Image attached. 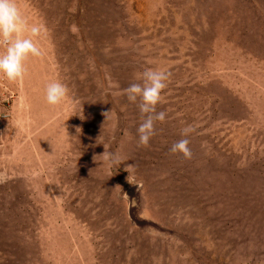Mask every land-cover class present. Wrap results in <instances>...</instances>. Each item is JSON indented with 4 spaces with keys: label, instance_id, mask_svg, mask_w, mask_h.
<instances>
[{
    "label": "rangeland",
    "instance_id": "rangeland-1",
    "mask_svg": "<svg viewBox=\"0 0 264 264\" xmlns=\"http://www.w3.org/2000/svg\"><path fill=\"white\" fill-rule=\"evenodd\" d=\"M16 3L43 55L0 110V264H264V0ZM146 68L171 76L139 146Z\"/></svg>",
    "mask_w": 264,
    "mask_h": 264
},
{
    "label": "clouds",
    "instance_id": "clouds-1",
    "mask_svg": "<svg viewBox=\"0 0 264 264\" xmlns=\"http://www.w3.org/2000/svg\"><path fill=\"white\" fill-rule=\"evenodd\" d=\"M42 28V25L35 24L29 27L16 0H0V79L9 82L22 80L26 71L24 62L30 56L43 55L35 42V38L40 37ZM25 31L29 35L21 36L20 33ZM170 76V72L146 68L139 82H132L123 89L127 101L136 105L141 117V123L136 129L139 146H147L156 135V123L166 119V111H157L156 106L161 101V94L167 87L166 82ZM68 94L69 88L64 83L54 81L46 85L45 99L51 106L59 105ZM108 113L105 112L104 116L107 117ZM76 131L80 132L81 129L77 128ZM193 131L192 125L184 127L181 130L182 138L171 145L170 154H180L184 159H191L190 141L186 137ZM102 156L113 163L118 161L115 153H104ZM7 179V173L0 171V183H6Z\"/></svg>",
    "mask_w": 264,
    "mask_h": 264
},
{
    "label": "crops",
    "instance_id": "crops-1",
    "mask_svg": "<svg viewBox=\"0 0 264 264\" xmlns=\"http://www.w3.org/2000/svg\"><path fill=\"white\" fill-rule=\"evenodd\" d=\"M29 85V83L27 82ZM26 84V85H27ZM29 86L23 85L21 82H7L6 79H0V110L1 107L4 109L6 108V105L8 107L9 112H13L15 109V106L22 100L24 97H28V95H31L32 92H27L28 90L30 91ZM5 102L6 104H4ZM19 105V104H18ZM1 112V111H0ZM10 116V113L4 112L0 113V119H6Z\"/></svg>",
    "mask_w": 264,
    "mask_h": 264
}]
</instances>
